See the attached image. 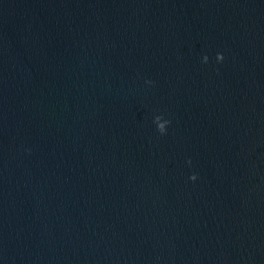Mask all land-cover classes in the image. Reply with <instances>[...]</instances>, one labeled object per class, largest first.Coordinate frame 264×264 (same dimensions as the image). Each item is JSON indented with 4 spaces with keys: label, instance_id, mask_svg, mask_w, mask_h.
Masks as SVG:
<instances>
[{
    "label": "water",
    "instance_id": "obj_1",
    "mask_svg": "<svg viewBox=\"0 0 264 264\" xmlns=\"http://www.w3.org/2000/svg\"><path fill=\"white\" fill-rule=\"evenodd\" d=\"M0 264H264V0H0Z\"/></svg>",
    "mask_w": 264,
    "mask_h": 264
},
{
    "label": "clouds",
    "instance_id": "obj_2",
    "mask_svg": "<svg viewBox=\"0 0 264 264\" xmlns=\"http://www.w3.org/2000/svg\"><path fill=\"white\" fill-rule=\"evenodd\" d=\"M217 59L222 61V60H223V55H222V54H218ZM204 60L207 62L208 57L205 56V57H204ZM149 83H150V82H149ZM167 123H170V121H167ZM189 163H191V161H189ZM196 178H197V177H196L195 175H193V176L191 177L192 180H195Z\"/></svg>",
    "mask_w": 264,
    "mask_h": 264
}]
</instances>
